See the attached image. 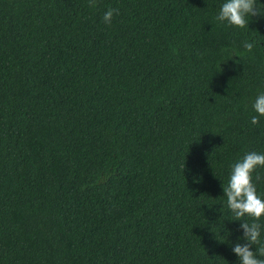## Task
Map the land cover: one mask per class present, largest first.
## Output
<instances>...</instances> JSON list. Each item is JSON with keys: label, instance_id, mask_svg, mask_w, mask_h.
<instances>
[{"label": "trees", "instance_id": "obj_1", "mask_svg": "<svg viewBox=\"0 0 264 264\" xmlns=\"http://www.w3.org/2000/svg\"><path fill=\"white\" fill-rule=\"evenodd\" d=\"M223 3L0 0V264H240L223 187L264 154V0L245 29Z\"/></svg>", "mask_w": 264, "mask_h": 264}, {"label": "clouds", "instance_id": "obj_2", "mask_svg": "<svg viewBox=\"0 0 264 264\" xmlns=\"http://www.w3.org/2000/svg\"><path fill=\"white\" fill-rule=\"evenodd\" d=\"M90 7H96V0H89ZM119 14V9L109 8L103 16L105 24L110 25L114 15ZM261 15V7L257 0H224L220 11L215 17L216 21L238 29L248 28V17ZM255 41H245L243 47L251 52ZM252 108L256 115L251 117V124L258 125L260 118L264 117V91L259 92L255 98ZM258 167H264V154L248 152L242 160L232 166L227 186L223 187L224 196L227 199V206L237 221L249 217L252 222H241L244 244L236 243L232 251L239 258L240 264H264V244L261 243V224L259 221L264 218V199L256 190L253 182V174ZM260 177L256 176V180ZM260 245L256 251L251 250L252 246Z\"/></svg>", "mask_w": 264, "mask_h": 264}]
</instances>
